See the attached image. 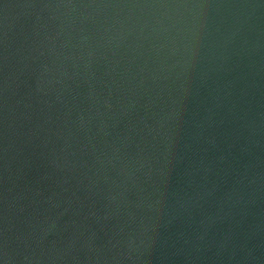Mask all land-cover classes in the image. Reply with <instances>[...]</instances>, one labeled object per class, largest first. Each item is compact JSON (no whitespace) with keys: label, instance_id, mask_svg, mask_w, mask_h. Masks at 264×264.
Wrapping results in <instances>:
<instances>
[{"label":"water","instance_id":"obj_1","mask_svg":"<svg viewBox=\"0 0 264 264\" xmlns=\"http://www.w3.org/2000/svg\"><path fill=\"white\" fill-rule=\"evenodd\" d=\"M0 264H264V0H0Z\"/></svg>","mask_w":264,"mask_h":264}]
</instances>
